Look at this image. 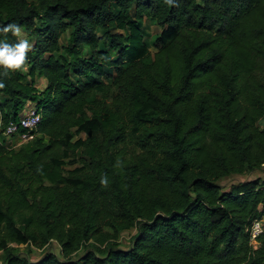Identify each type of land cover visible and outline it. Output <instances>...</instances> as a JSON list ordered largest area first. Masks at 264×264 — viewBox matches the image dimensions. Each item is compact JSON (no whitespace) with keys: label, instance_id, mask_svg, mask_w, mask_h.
<instances>
[{"label":"trees","instance_id":"trees-1","mask_svg":"<svg viewBox=\"0 0 264 264\" xmlns=\"http://www.w3.org/2000/svg\"><path fill=\"white\" fill-rule=\"evenodd\" d=\"M173 5L0 0V26L33 40L25 68L0 76V264H264V232L253 248L247 231L264 178L218 182L264 164V0ZM143 18L166 32L153 54ZM26 105L33 139L6 148ZM52 240L60 256L15 252Z\"/></svg>","mask_w":264,"mask_h":264},{"label":"rangeland","instance_id":"rangeland-1","mask_svg":"<svg viewBox=\"0 0 264 264\" xmlns=\"http://www.w3.org/2000/svg\"><path fill=\"white\" fill-rule=\"evenodd\" d=\"M139 27L142 30L143 39H144L150 53L153 54L156 51V49L153 45L155 38L158 36H161L162 34H164L166 32L162 33L159 26L152 24L146 18H143L139 22ZM23 33H25V32H23ZM163 36L165 37V35H163ZM67 37H68V32L64 33L60 37V45H62V46L66 45ZM26 38L29 40V42L31 44H33L32 38H29L27 35H26ZM61 52L64 53L63 50ZM113 54L114 53L111 52V55H113ZM43 85H44V79L41 78L38 81L37 86L41 89L43 87ZM77 137L85 138V134L83 132L76 134L73 130V140L77 139ZM45 141H46V138H45ZM22 144L23 143L19 142L17 140V138H15V137L10 139L8 142L2 141V145L4 147L12 148V149H18ZM127 144L129 147L132 146V144L129 142ZM125 149L129 150L128 147H125ZM76 157H77L76 154L71 153L69 155V157L65 158V164L62 166V168L64 170H72L76 167H79L80 164L76 161ZM256 177L264 178V164L259 169L254 170L252 172H245L242 174H239V173L231 174L225 178L220 179L218 182H219V184L222 185V187L224 189H228L232 184H237L239 182L246 181L249 179H253ZM21 219L22 218H20V220ZM25 224H26L25 220L22 219L19 227L23 228ZM132 233L133 232H131V233L130 232H123L122 233V235L120 236V239H119L121 247L128 246L129 237ZM15 252H18L20 255H22L23 257H25L31 261H36V260L40 259L41 257H43V255L49 254V253L60 256V247L55 240H52V241L48 242L46 245L39 247V248L34 247L32 245L21 244L15 248ZM80 253H81V251H78L77 253L73 254L71 257L75 258ZM1 261H2V252L0 251V263H1Z\"/></svg>","mask_w":264,"mask_h":264},{"label":"clouds","instance_id":"clouds-1","mask_svg":"<svg viewBox=\"0 0 264 264\" xmlns=\"http://www.w3.org/2000/svg\"><path fill=\"white\" fill-rule=\"evenodd\" d=\"M165 3L173 5V0H165ZM174 6V5H173ZM0 33L7 37L11 33L16 37V41L10 43L7 38L0 40V68L4 69L0 72V76H9L10 73L23 70L28 58V53L32 50L33 45L26 38L23 33L22 27L16 23H8L7 25L0 26ZM5 84L0 82V88H4ZM101 184H107V178L101 179Z\"/></svg>","mask_w":264,"mask_h":264},{"label":"built area","instance_id":"built-area-1","mask_svg":"<svg viewBox=\"0 0 264 264\" xmlns=\"http://www.w3.org/2000/svg\"><path fill=\"white\" fill-rule=\"evenodd\" d=\"M40 121V114L32 106L26 105L17 122L10 121L4 126L3 134L10 140L11 137L17 138L21 143L33 139V130L36 129ZM249 244L255 248L258 237L264 232V220L256 219L247 228Z\"/></svg>","mask_w":264,"mask_h":264}]
</instances>
